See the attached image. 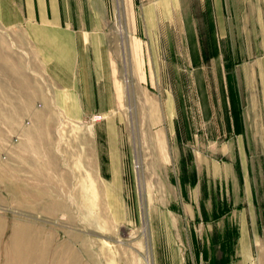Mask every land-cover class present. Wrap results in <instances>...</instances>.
<instances>
[{"label":"rangeland","instance_id":"rangeland-1","mask_svg":"<svg viewBox=\"0 0 264 264\" xmlns=\"http://www.w3.org/2000/svg\"><path fill=\"white\" fill-rule=\"evenodd\" d=\"M114 5L112 49L125 97L123 132L136 155L127 193L136 218L129 223L113 221L99 179L88 170L83 151L79 163H74L78 153L61 146L65 171L59 175L64 181L56 187L62 202L32 204L28 214L0 204V264L12 260L13 264H170L164 221L151 219V215L157 218L165 211H185L182 202L198 197L200 202L193 210L201 219L191 221L186 230L188 235L197 234L202 264H239L236 244L244 214L250 218L251 229L260 230V240H254L252 264H264L263 80L258 76L257 90H251L242 75V61L230 60L228 44L212 35L199 38L206 41L197 45L204 53L202 60H185L178 46L169 64L171 74H152L147 49L136 44V61L133 58L126 1L114 0ZM175 35L170 37L175 39ZM51 95V82L32 48L12 33L1 32L0 103L16 101L18 119L27 116L25 125H32L46 106L50 123L58 118ZM30 99L28 116L24 106ZM169 115L177 116L176 124L169 122ZM71 132L64 131V145L72 144L66 139ZM242 137L246 157L237 147L236 141ZM244 158L252 193L248 192L247 175L245 181L241 176V171L246 173ZM73 164L81 170H69ZM234 167L237 186L229 181V168ZM9 222L34 229L26 238L31 251L22 254V261L10 260L14 235H10ZM14 239L19 242L25 237Z\"/></svg>","mask_w":264,"mask_h":264},{"label":"crops","instance_id":"crops-1","mask_svg":"<svg viewBox=\"0 0 264 264\" xmlns=\"http://www.w3.org/2000/svg\"><path fill=\"white\" fill-rule=\"evenodd\" d=\"M125 1L133 58L136 61V44L147 49L152 74H171L169 64L178 46L185 60H202L204 53L197 45L206 41L199 38L212 35L228 44L230 60L242 61V75L251 90H257L258 76L264 85V0ZM114 7V0H0V33L10 32L32 48L51 82V105L58 115L48 123L45 115L49 109L45 106L32 125H25L27 116L22 121L18 119L16 101L0 103V204L28 214L32 204L62 202L56 187L64 181L59 175L65 171V153L61 151L70 148L78 153L74 163H79L83 151L90 165L88 170L99 179L112 220L129 223L136 218L127 194L136 170V155L123 132L127 123L125 97L111 37L117 13ZM202 28L208 30L201 31ZM170 34H176V38ZM31 104L30 99L24 106L28 116ZM94 116L101 120L93 122ZM168 118L172 125L176 124V115ZM64 131H72L66 138L72 144L64 145ZM13 136L18 138L14 145ZM260 140H264L263 135ZM236 142L239 153L246 157L244 137ZM61 146L67 147L60 150ZM244 161L246 173L241 171V176L245 181L247 175L248 192L252 193L246 158ZM74 165L69 170H81ZM238 180L235 167L229 168L231 185L237 186ZM199 202V197L190 199L182 202L185 211H165L157 218L151 215V219L164 221L166 259L170 264L204 262L197 234L188 235L186 230L191 221L201 219L200 213L193 210ZM249 222L244 214L236 244L239 264H252L254 240H260V230L254 232ZM8 228L15 238L25 237L19 242L14 237L10 241V260H21L23 253L31 251L26 238L34 229L13 222Z\"/></svg>","mask_w":264,"mask_h":264},{"label":"built area","instance_id":"built-area-1","mask_svg":"<svg viewBox=\"0 0 264 264\" xmlns=\"http://www.w3.org/2000/svg\"><path fill=\"white\" fill-rule=\"evenodd\" d=\"M92 120H93V122H98V121L101 120V117H100V116H94ZM17 140H18V138L15 137V138L13 139V142H16ZM4 158H5V157H4Z\"/></svg>","mask_w":264,"mask_h":264},{"label":"bare ground","instance_id":"bare-ground-1","mask_svg":"<svg viewBox=\"0 0 264 264\" xmlns=\"http://www.w3.org/2000/svg\"><path fill=\"white\" fill-rule=\"evenodd\" d=\"M120 1H122V0H120ZM120 4V3H119Z\"/></svg>","mask_w":264,"mask_h":264}]
</instances>
